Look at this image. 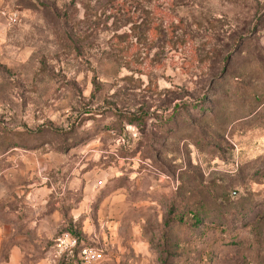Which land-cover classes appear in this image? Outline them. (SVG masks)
<instances>
[{"label":"rangeland","instance_id":"374dc122","mask_svg":"<svg viewBox=\"0 0 264 264\" xmlns=\"http://www.w3.org/2000/svg\"><path fill=\"white\" fill-rule=\"evenodd\" d=\"M82 245L264 264V0H0V264Z\"/></svg>","mask_w":264,"mask_h":264},{"label":"built area","instance_id":"2783aa9c","mask_svg":"<svg viewBox=\"0 0 264 264\" xmlns=\"http://www.w3.org/2000/svg\"><path fill=\"white\" fill-rule=\"evenodd\" d=\"M76 237L68 231L61 232L56 237L57 244L66 245L67 249H72L76 244ZM77 264H91L99 256V253L92 246L82 245L77 248Z\"/></svg>","mask_w":264,"mask_h":264},{"label":"trees","instance_id":"16d2710c","mask_svg":"<svg viewBox=\"0 0 264 264\" xmlns=\"http://www.w3.org/2000/svg\"><path fill=\"white\" fill-rule=\"evenodd\" d=\"M64 230H67V231H69L71 234L72 233H74V230L73 229H71V228H65ZM60 231H62V230H60ZM73 235V234H72Z\"/></svg>","mask_w":264,"mask_h":264}]
</instances>
